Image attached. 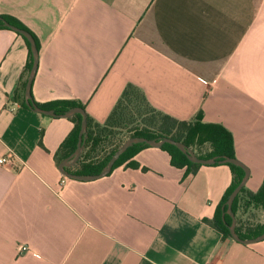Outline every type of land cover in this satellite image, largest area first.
<instances>
[{
  "label": "crops",
  "instance_id": "crops-1",
  "mask_svg": "<svg viewBox=\"0 0 264 264\" xmlns=\"http://www.w3.org/2000/svg\"><path fill=\"white\" fill-rule=\"evenodd\" d=\"M0 16L38 40L36 104L80 103L103 124L132 84L164 114L228 129L245 188L260 189L264 0H0ZM28 54L0 28V157L25 162L0 165V264H264V240L243 244L205 221L232 184L225 163L193 173L149 146L107 176H64L56 155L73 122L12 99ZM236 219L263 223L264 212Z\"/></svg>",
  "mask_w": 264,
  "mask_h": 264
},
{
  "label": "trees",
  "instance_id": "trees-1",
  "mask_svg": "<svg viewBox=\"0 0 264 264\" xmlns=\"http://www.w3.org/2000/svg\"><path fill=\"white\" fill-rule=\"evenodd\" d=\"M0 18L30 32L39 50L38 40L31 31L8 16H0ZM0 28H6L3 26L1 20ZM22 37L28 46V62L17 87L13 91L12 99L20 101L23 107L28 108L24 99V90L33 58L30 43L24 36ZM39 106L44 109H53L58 115L75 107L84 108L82 104L73 101H56L49 105ZM69 119L73 122L74 126L60 145L56 155L58 164L68 158L75 151L77 146L82 116L76 114L69 117ZM134 123L137 124V126L131 128ZM123 130H127L131 133L129 137L140 136L149 139L172 138L184 143L201 158H212L216 156L236 158L232 134L224 126L221 124L205 123L202 121L201 115L194 120H177L153 108L147 101L143 92L136 86L129 84L124 89L121 97L103 124L94 123L91 117L87 115V138L84 149L77 163L67 170L76 174L100 173L122 143L102 156L105 146L108 144L111 137ZM146 147H149L146 143L134 144L129 147L115 162L113 169L129 161L139 150ZM86 148H88V150L85 152ZM160 148L169 154L173 166H191L193 173L201 166V164L191 162L185 154L172 144L165 143ZM128 165L131 166L132 163L129 162ZM227 165L230 166L232 170V184L217 206L214 218L212 220L205 219V221L219 230L224 237L232 238L227 227V224H230L232 219L229 215H225L226 224L222 216L227 208L225 203L234 188L241 182L244 176V170L234 164ZM251 205L261 208L264 212V181L257 192L248 191L243 187L236 197L232 209L236 216L239 208L245 211L246 208ZM236 220V232L241 238H252L264 232V222L252 223L249 221L240 222L239 219Z\"/></svg>",
  "mask_w": 264,
  "mask_h": 264
},
{
  "label": "water",
  "instance_id": "water-1",
  "mask_svg": "<svg viewBox=\"0 0 264 264\" xmlns=\"http://www.w3.org/2000/svg\"><path fill=\"white\" fill-rule=\"evenodd\" d=\"M0 20L2 21L3 26L21 34L30 43L33 62H32V66L30 68L29 74L27 76L25 90H24V99H25V103L28 106V108H30L36 112L42 113L44 115L52 116V117H58L59 116V117H68L69 118V117L74 116L76 114H80L82 116L81 128H80L79 135H78V141H77L76 149L68 158L64 159L59 164V170L61 171V173L64 176L72 178V179L82 180V181L95 180V179L107 176L112 171L114 164L119 159V157L129 147L133 146L134 144L146 143L152 147H161L165 143H169V144L176 146L193 163H197V164H201V165H214L217 163L234 164V165L239 166L240 168H242L244 170V176H243L241 182L234 188V190L231 192V194L229 195V197L225 203V206H227V208L223 212L222 218H223V221L226 223L225 215H229L231 217L232 222L230 224H227V223L226 224H227V227H228L229 232L231 234V237L235 241L243 243V244H253V243H257V242L264 240V232L259 234L258 236H255L252 238H245V239L241 238L238 235V233L236 232L237 220H236V216L233 212L232 206H233V203H234L236 197L238 196V194L242 190V188L245 187V185L248 181L249 175H250L249 168L244 163H242L240 160H238L237 158L217 157V156L212 157V158H201V157L197 156V154L191 148L186 146L184 143H182L180 141H176V140L169 138V137H164L162 139H149L146 137L133 136V137H129L128 139H126L120 145V147L112 155V157L110 158V160L107 162L106 166L102 169V171L100 173H98V174H76V173L68 171L67 170L68 168L72 167L73 165H75L77 163V161L79 160V158L82 154L84 146H85V142H86V138H87V133H86V131H87V114H86V111L82 107H75V108H72V109L64 112L63 114L58 115L53 109H44L33 101L32 94H31V88H32V83H33L34 77H35L37 69H38V62H39V50H38L36 41H35L34 37L32 36V34L30 32H28L27 30L10 23L9 21H7L5 19L0 18Z\"/></svg>",
  "mask_w": 264,
  "mask_h": 264
},
{
  "label": "built area",
  "instance_id": "built-area-1",
  "mask_svg": "<svg viewBox=\"0 0 264 264\" xmlns=\"http://www.w3.org/2000/svg\"><path fill=\"white\" fill-rule=\"evenodd\" d=\"M0 165L11 168H23L25 162L13 150H8L6 154L0 157ZM27 246H21L20 251H27Z\"/></svg>",
  "mask_w": 264,
  "mask_h": 264
},
{
  "label": "rangeland",
  "instance_id": "rangeland-1",
  "mask_svg": "<svg viewBox=\"0 0 264 264\" xmlns=\"http://www.w3.org/2000/svg\"><path fill=\"white\" fill-rule=\"evenodd\" d=\"M136 126H137V124L134 123L131 126V128L136 127ZM130 135H131V133H129L127 130H123L122 132L115 134L113 137L110 138V140L108 141V144L105 146V149L102 153V156H103V154L109 152L110 150H112L116 146H119L126 139H128ZM262 222H264V219Z\"/></svg>",
  "mask_w": 264,
  "mask_h": 264
}]
</instances>
